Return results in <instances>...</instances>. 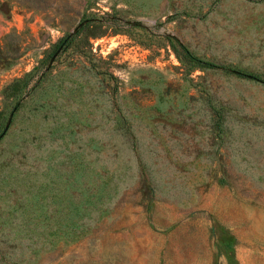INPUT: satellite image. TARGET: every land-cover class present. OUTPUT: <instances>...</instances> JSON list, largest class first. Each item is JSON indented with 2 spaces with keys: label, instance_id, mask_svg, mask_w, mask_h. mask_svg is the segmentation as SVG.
Listing matches in <instances>:
<instances>
[{
  "label": "rangeland",
  "instance_id": "rangeland-1",
  "mask_svg": "<svg viewBox=\"0 0 264 264\" xmlns=\"http://www.w3.org/2000/svg\"><path fill=\"white\" fill-rule=\"evenodd\" d=\"M10 110L0 264H264V0H0Z\"/></svg>",
  "mask_w": 264,
  "mask_h": 264
},
{
  "label": "trees",
  "instance_id": "trees-1",
  "mask_svg": "<svg viewBox=\"0 0 264 264\" xmlns=\"http://www.w3.org/2000/svg\"><path fill=\"white\" fill-rule=\"evenodd\" d=\"M180 46H181L183 58L190 65L201 66V67H219L222 69H231L241 75H246V76L256 78V79H262L261 76H259L258 74L254 72L242 70V69L230 68L228 65L220 64L217 62H213V61L201 58L198 55H195L194 53H192L190 50H188V48L185 47L184 45L180 44ZM10 90H11V94H15L19 90V79L11 83ZM214 111H215L214 124H219V114L216 113L217 112L216 110Z\"/></svg>",
  "mask_w": 264,
  "mask_h": 264
},
{
  "label": "water",
  "instance_id": "water-1",
  "mask_svg": "<svg viewBox=\"0 0 264 264\" xmlns=\"http://www.w3.org/2000/svg\"><path fill=\"white\" fill-rule=\"evenodd\" d=\"M87 18H84L82 21H79L73 28H72V30H74V29H76V27L78 26V25H80L83 21H85ZM59 47H60V45L56 48V50L52 53V55L50 56V59H52V57H53V55L55 54V52L59 49ZM13 110V109H12ZM12 110H10V112H9V115H8V118H7V120H6V122H5V124H4V126H3V128H2V130L0 131V135L3 133V131L6 129V127H7V124H8V122H9V118H10V115H11V113H12Z\"/></svg>",
  "mask_w": 264,
  "mask_h": 264
}]
</instances>
